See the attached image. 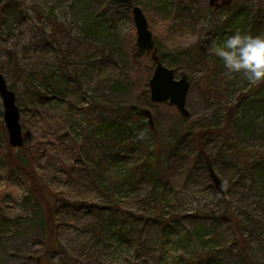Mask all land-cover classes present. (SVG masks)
<instances>
[{
	"label": "rangeland",
	"instance_id": "obj_1",
	"mask_svg": "<svg viewBox=\"0 0 264 264\" xmlns=\"http://www.w3.org/2000/svg\"><path fill=\"white\" fill-rule=\"evenodd\" d=\"M219 4L0 0V74L16 95L25 141L23 149L11 147L0 96V264H49L43 253L52 221L59 226L62 254H54L55 264H183L180 254L191 259L195 251L236 240L233 225L222 218L228 206L241 221L249 257L264 264V82L252 85L242 74L228 75L208 51L213 38L237 29L264 34V0ZM135 6L153 34V67L137 49ZM236 13L241 17L228 32H218ZM173 22L175 31H168ZM158 63L176 80L188 77L189 118L170 103L152 101L149 82ZM138 110L152 113L154 136L138 138L150 121ZM99 123L130 130L116 147L125 158L105 174L99 143H91ZM185 125L205 139L191 145ZM206 143L210 167L190 172L184 158L170 182L164 165H155V198L145 184L104 190L102 182L143 165L150 154L162 160L179 146L183 157ZM62 197L102 207L112 217L100 215L102 226L91 211L50 215L49 207ZM195 214L207 221L184 222ZM158 249L164 256H155Z\"/></svg>",
	"mask_w": 264,
	"mask_h": 264
},
{
	"label": "trees",
	"instance_id": "obj_2",
	"mask_svg": "<svg viewBox=\"0 0 264 264\" xmlns=\"http://www.w3.org/2000/svg\"><path fill=\"white\" fill-rule=\"evenodd\" d=\"M241 17V14H234L231 15L228 19V21L219 27L218 32L221 34H226L228 32V28H231L232 21L238 20ZM172 27L168 28V31H175L176 25L174 22L170 24ZM155 48V47H154ZM138 49V48H137ZM153 51V50H152ZM150 51V52H152ZM150 52L144 51L143 54L140 56L141 60H147L151 63L152 67L154 66L153 60L150 58ZM139 59V60H140ZM142 61H140L141 63ZM152 68L150 69V71ZM158 103V102H157ZM165 104V103H162ZM175 107V106H174ZM176 108V107H175ZM177 109V108H176ZM178 110V109H177ZM138 112L142 115L147 116L143 110H138ZM179 112V111H178ZM149 118V117H148ZM147 132L146 135L148 136H154L156 133V128L153 123L149 121V127L147 126ZM185 138L186 140L189 138L190 144L196 143L199 139L204 140L205 138L202 135H197V132L194 131V129H191L188 125H185ZM130 130L128 128L120 127L119 129H116V126L109 125L107 123H99L97 127H95L93 135H92V144H95L96 142L99 143V167H102L103 173H107L111 167H113L120 158H125L121 156V152H116V147L118 145H121L120 138H122L123 135H127V133ZM220 133V131H218ZM221 134V133H220ZM156 138V137H155ZM103 141L104 149L101 150L103 144L101 142ZM114 144L115 146L110 149L107 144ZM91 144V145H92ZM13 148V147H12ZM24 148V147H23ZM21 148V149H23ZM206 148L207 143L204 144L203 147L197 148V146L194 148L196 151L193 155H187L181 157L182 151L179 149V146H175L169 151H166L165 157L162 160L156 161L152 155H148L147 159L145 160V163L143 165H134L131 167L127 173H123L119 178H116V174L113 175V178L115 177L116 180L112 179H106V181L102 182L104 184V190L107 193V190H110L111 192L114 191V187H116V193L119 189L122 187H126L127 185H131L133 187H138L142 184H145L149 188V196L155 198L157 195V192L159 190V180H158V172L154 168L156 164H158V167L160 165H164L165 169L167 170V177H169L170 182L177 179L176 171L177 169L182 168L183 166V159L186 158L187 160V166L189 168L190 172L196 171L200 169V166L203 167H210V163L212 160L208 155L206 154ZM15 149V148H14ZM92 148L89 147V150ZM101 150V151H100ZM144 150L148 153V149L144 148ZM192 150V147H191ZM93 153H95V150H92ZM164 152V151H163ZM135 153V152H134ZM124 154V153H123ZM195 155V156H194ZM194 156V157H193ZM210 169V168H207ZM112 178V177H111ZM212 178V176H211ZM209 183L212 184L210 177L208 178ZM213 188L217 190V187L215 184H213ZM165 189V188H164ZM217 195L220 199H222L221 193L217 190ZM49 213L53 216H56L57 214H60L62 212H70L73 214H77L81 211H91L96 215V219L101 223L102 226L103 223L101 222L99 218L100 215L103 214V217H112L111 212L108 211L107 214L103 213L104 208L87 204V203H78V202H72L70 198L62 197V198H56L54 202L51 204V207H49ZM120 216V215H119ZM122 218H125L123 215ZM141 218V217H136ZM191 218L195 220H202L207 221V216H202L199 214L195 215H188L183 218L184 222L188 223L190 222ZM229 224L233 225L235 229V241L232 242L231 245H224L222 249H213L211 251H195L193 255L191 256V259H186V257H189L184 254H180L179 256L183 259V264H216L221 263L224 261V259L227 260V264H256L251 257H249L248 251H247V240L245 239V236L243 234V230L241 228V221L239 220L238 216L231 211L230 206H228V209L223 214V217ZM150 221L151 219H146ZM52 221V219H51ZM53 225L51 226L49 230V234L47 236L48 241L44 244L46 247L44 249L43 257L45 261H48L49 264H55V261L53 260L55 253H58V256H62L61 251L57 248V239H58V231L59 226L55 224V221H52ZM161 224V223H160ZM172 223H167V225H171ZM161 230L163 233H166L167 227L165 224H161ZM45 233L43 237L46 235L47 230L44 228ZM99 230V229H98ZM44 243V242H43ZM160 249V248H159ZM157 250L155 253V256L162 257L164 256L165 250L162 252L160 250ZM163 249V246H162ZM230 254H233L235 257H227ZM71 264L68 261L61 260L59 264ZM177 264V263H176Z\"/></svg>",
	"mask_w": 264,
	"mask_h": 264
},
{
	"label": "water",
	"instance_id": "obj_3",
	"mask_svg": "<svg viewBox=\"0 0 264 264\" xmlns=\"http://www.w3.org/2000/svg\"><path fill=\"white\" fill-rule=\"evenodd\" d=\"M224 3H232L233 0H211V5L216 4L218 7ZM134 22L137 28L136 45L140 51H152L155 47L153 34L149 30L148 20L143 10L135 6L132 10ZM151 99L155 102H170L175 105L179 112L185 117H190V112L187 109V95L190 90V82L187 76H183L180 80H176L173 70L158 63L153 76L149 82ZM0 96L2 97L5 107V124L8 130L9 142L13 148L20 149L24 146L25 141L20 124V111L16 105V95L9 89L6 79L0 74ZM152 123V113L148 110L143 111ZM33 260V257H29Z\"/></svg>",
	"mask_w": 264,
	"mask_h": 264
},
{
	"label": "clouds",
	"instance_id": "obj_4",
	"mask_svg": "<svg viewBox=\"0 0 264 264\" xmlns=\"http://www.w3.org/2000/svg\"><path fill=\"white\" fill-rule=\"evenodd\" d=\"M208 51L219 57L228 75L242 74L252 84L264 82V34L235 30L222 40L213 38ZM147 129H141L139 139H144Z\"/></svg>",
	"mask_w": 264,
	"mask_h": 264
}]
</instances>
